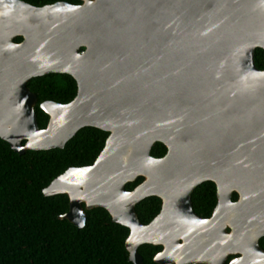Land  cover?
I'll return each mask as SVG.
<instances>
[{
    "label": "water",
    "instance_id": "1",
    "mask_svg": "<svg viewBox=\"0 0 264 264\" xmlns=\"http://www.w3.org/2000/svg\"><path fill=\"white\" fill-rule=\"evenodd\" d=\"M80 1L0 0V138L22 154L63 148L84 126L109 132L92 164L42 192L66 194L59 218L78 228L85 210H107L129 229L133 264L145 243L162 247L158 264H264V70L253 60L264 0ZM51 72L71 75L77 91L42 101L39 128L27 82ZM206 180L217 202L201 217L191 193ZM148 196L161 209L143 224L135 205Z\"/></svg>",
    "mask_w": 264,
    "mask_h": 264
},
{
    "label": "trees",
    "instance_id": "2",
    "mask_svg": "<svg viewBox=\"0 0 264 264\" xmlns=\"http://www.w3.org/2000/svg\"><path fill=\"white\" fill-rule=\"evenodd\" d=\"M24 1L36 6L56 1L81 3L80 0ZM21 39V36L14 37L17 42ZM253 60L257 68L264 70V49L256 47ZM27 87L37 96L34 111L39 128H44L48 121V115L40 108L42 101L67 103L77 91L71 75L54 72L32 77ZM108 134L99 128L84 126L63 148L26 150L22 154L0 138V264H133L125 247L129 229L114 222L107 210L102 207L85 210V225L78 228L67 219L59 218L68 210V196H46L42 192L67 168L92 164ZM166 150L164 144L155 142L150 154L161 157ZM142 180L138 176L127 182L125 188L131 190ZM236 198L237 193L233 192L232 200ZM191 202L199 216H210L217 202L215 183L206 180L198 184L191 193ZM160 209L161 199L157 196H148L135 205L143 224L150 222ZM259 245L264 250V236L260 237ZM161 248L147 243L140 245L141 264H158L153 257Z\"/></svg>",
    "mask_w": 264,
    "mask_h": 264
}]
</instances>
